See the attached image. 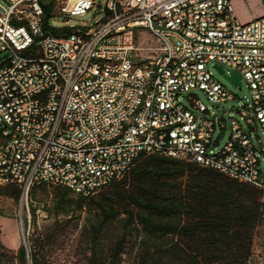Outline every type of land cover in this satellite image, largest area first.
<instances>
[{
	"label": "built area",
	"instance_id": "obj_1",
	"mask_svg": "<svg viewBox=\"0 0 264 264\" xmlns=\"http://www.w3.org/2000/svg\"><path fill=\"white\" fill-rule=\"evenodd\" d=\"M43 1L0 0V187L26 203L36 184L90 197L159 155L264 192L252 132L231 119L215 148L226 121L184 97L233 100L207 67L229 68L249 91L240 121L264 135V17L242 24L230 0H107L104 20L55 36ZM59 1L67 17L94 5Z\"/></svg>",
	"mask_w": 264,
	"mask_h": 264
},
{
	"label": "trees",
	"instance_id": "obj_2",
	"mask_svg": "<svg viewBox=\"0 0 264 264\" xmlns=\"http://www.w3.org/2000/svg\"><path fill=\"white\" fill-rule=\"evenodd\" d=\"M41 5L44 29L55 36L70 34L69 27L51 24L59 15L55 0ZM43 186L48 185H34L28 199L32 201ZM52 190L56 215L75 214V209L81 213L86 207L92 212L94 218L81 232L89 264H121L129 244L135 250L132 264H247L254 232L264 220L262 191L159 155L140 156L121 179L95 196L72 199L65 188ZM0 194L20 198L14 185L0 187ZM110 228L116 230L112 237ZM39 246L35 239L28 251L21 246L19 263L25 264L28 252L31 264H41ZM6 259L10 257L0 246V264Z\"/></svg>",
	"mask_w": 264,
	"mask_h": 264
},
{
	"label": "rangeland",
	"instance_id": "obj_3",
	"mask_svg": "<svg viewBox=\"0 0 264 264\" xmlns=\"http://www.w3.org/2000/svg\"><path fill=\"white\" fill-rule=\"evenodd\" d=\"M91 1L94 5L86 14L80 17H67L59 14L61 4L59 0H55V12L59 15L54 17L51 24L55 27L84 29L92 27L106 16L104 10L107 0ZM231 2L232 0L229 1V4L233 12ZM146 35L148 36V34ZM5 59L6 57L0 54V66ZM207 68L212 73L213 78L233 96V100L213 104L208 102L205 96L197 90L185 93L184 97L190 96L199 99L213 115L226 121L225 130L216 129L213 136L215 148L221 149L228 142L231 119L240 122L246 133L252 132V145L259 154L261 180L264 183V135L258 124H256L255 129L249 130L240 121L238 113L241 105L245 103V99L249 98L246 82L240 78L239 88L228 79L232 72L229 68L223 67L225 75H221L212 64H209ZM182 103L187 106L186 102ZM71 197L72 199L77 198L73 194ZM262 200L264 201V192ZM53 203L52 186L37 188L34 198L32 201L28 199L27 203L20 198L16 201L12 197L0 194V246L5 250V254L10 257L9 260H4L3 264H20L17 260L18 249L24 246L28 251V245L32 243V239H35L36 243L40 245L41 264H89L88 243L81 232L86 223L94 218L92 212H89L86 207L81 213L75 209V214L56 215L52 208ZM124 217L123 214L120 216L121 219ZM135 227L139 229L140 226L135 225ZM108 231L109 236L115 235L116 230L114 228H110ZM108 247H104L105 252ZM134 258L135 250L133 251L132 245L129 244L122 256L121 264H132ZM25 264H31L30 258ZM247 264H264V220L254 232L251 255Z\"/></svg>",
	"mask_w": 264,
	"mask_h": 264
},
{
	"label": "crops",
	"instance_id": "obj_4",
	"mask_svg": "<svg viewBox=\"0 0 264 264\" xmlns=\"http://www.w3.org/2000/svg\"><path fill=\"white\" fill-rule=\"evenodd\" d=\"M231 3L235 18L242 24L264 17V0H232Z\"/></svg>",
	"mask_w": 264,
	"mask_h": 264
},
{
	"label": "water",
	"instance_id": "obj_5",
	"mask_svg": "<svg viewBox=\"0 0 264 264\" xmlns=\"http://www.w3.org/2000/svg\"><path fill=\"white\" fill-rule=\"evenodd\" d=\"M0 13H2V14H4V10L0 7ZM216 68V70L220 73V74H222L223 73V71L221 70V68H219V67H215ZM233 84H235V85H237V86H239L240 85V83H239V78H238V76L235 74V73H232V75L228 78ZM26 257H27V259H29V255H28V252H26Z\"/></svg>",
	"mask_w": 264,
	"mask_h": 264
}]
</instances>
